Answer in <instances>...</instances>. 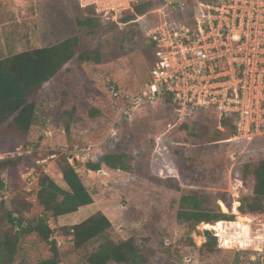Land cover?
<instances>
[{
	"label": "rangeland",
	"instance_id": "374dc122",
	"mask_svg": "<svg viewBox=\"0 0 264 264\" xmlns=\"http://www.w3.org/2000/svg\"><path fill=\"white\" fill-rule=\"evenodd\" d=\"M211 1L152 0L155 9L136 23L125 25L97 14V24L91 27L77 22L87 16V7H81L79 0H0V58L72 36L80 38L81 50L99 45L102 53L100 63L76 56L33 93L37 121L27 135L0 130V159L28 155L30 160L13 174L5 173L0 208L11 209V198L18 194L31 203L24 214L27 219L41 214L40 174L67 186L61 155L68 157L93 196V203L49 221L52 239L62 253L61 264H79L81 258L64 227L97 211L108 216L119 236L136 238L148 256L146 264H264V251L251 238L244 216L251 217L253 231L258 232L264 227V214L239 209L253 196L254 186L253 176L244 177L243 168L264 159V135L236 139L212 109H200L178 122L169 95L141 98L155 59L145 28L159 19V11L171 22L192 25L195 14ZM166 131L168 156L177 172L163 177L155 173L153 159L157 139ZM106 154L124 156L128 169L86 167L87 161ZM237 185L239 191L234 189ZM189 193L204 198L207 208L230 211L235 222L220 220L210 223L213 228L201 222L189 232L176 219L179 200ZM207 230L217 237L215 247L206 245ZM20 245L28 264L52 256L50 242L35 233L23 237Z\"/></svg>",
	"mask_w": 264,
	"mask_h": 264
},
{
	"label": "trees",
	"instance_id": "16d2710c",
	"mask_svg": "<svg viewBox=\"0 0 264 264\" xmlns=\"http://www.w3.org/2000/svg\"><path fill=\"white\" fill-rule=\"evenodd\" d=\"M154 9L152 0L135 1L132 9L126 11L116 22L125 25L136 23L141 16ZM85 13L86 18L78 19V24L91 27L96 25L98 19L95 10L87 7ZM81 48L80 38L72 36L49 46L28 48L0 58V130L2 133L27 135L37 121V105L31 100V96L71 59L77 56L82 61L96 63L102 61L99 45L85 50ZM169 98L173 100L171 95ZM210 109L216 112L215 109ZM219 121L229 126L235 134L236 125L233 117L223 116L219 118ZM27 158L28 155L0 159V189L5 188V173L16 172L17 167ZM26 162L29 163L30 160L27 159ZM59 165L66 187L61 186L45 172L39 176L37 199L43 206L41 214L27 219L24 214L31 207V203L18 194L11 198V209L3 206L0 208V264H28L25 257L20 254V243L23 237L33 233L37 234L41 240L50 242L52 251V256L36 264H61L62 253L57 246V241L52 239L53 229L49 221L76 212L80 207L93 203V196L66 155H61ZM104 165L113 170L128 169L122 155L106 154L97 161L86 162V167L92 171H99ZM249 175L254 178L253 196L242 201L239 209L245 214L256 212L264 214V159L256 164L248 163L244 166L243 176ZM204 202L205 199H199L195 193L181 196L176 219L180 224L186 225L189 232L196 229L201 222L210 224L220 220L234 219V214L230 211H214L205 207ZM64 229L72 236V249L80 252L79 264H108L111 261L124 264L148 262V256L136 238L119 236L112 221L102 211L95 212L81 222L65 226ZM206 233V245L215 247L217 237L208 230Z\"/></svg>",
	"mask_w": 264,
	"mask_h": 264
},
{
	"label": "built area",
	"instance_id": "2783aa9c",
	"mask_svg": "<svg viewBox=\"0 0 264 264\" xmlns=\"http://www.w3.org/2000/svg\"><path fill=\"white\" fill-rule=\"evenodd\" d=\"M135 1L140 0L79 3L118 21ZM159 12V19L145 28L155 59L141 98L171 95L178 122L213 108L219 118H234L236 139L264 135V0H212L195 14L192 25L171 22ZM167 132L158 137L153 159L155 173L163 177L177 172L168 156ZM234 189L239 191V185ZM252 222V233L261 235L258 242L264 251V227L254 232Z\"/></svg>",
	"mask_w": 264,
	"mask_h": 264
},
{
	"label": "bare ground",
	"instance_id": "6f19581e",
	"mask_svg": "<svg viewBox=\"0 0 264 264\" xmlns=\"http://www.w3.org/2000/svg\"><path fill=\"white\" fill-rule=\"evenodd\" d=\"M236 213H237V215H238V214H241V213L237 212V210H236ZM242 215H243V214H242ZM244 216L246 217V221H247V223L249 224V222L251 221V217H250L249 215H244ZM223 221H225L226 223H228V222H229V223L235 222L234 220H233V221H226V220H223ZM249 225H250V224H249ZM207 226H210V228H213V227H211V226H213V224H209V223H208ZM250 227H251V226H250ZM250 229H251V228H250ZM235 230H238V229H235ZM216 231L218 232V235H219L220 238H221V234H220V232H219L217 229H216ZM251 234H252V235H251V238L253 237V239H255V240L258 242V239H259V238H255L256 236L254 237V235H253V233H252V230H251Z\"/></svg>",
	"mask_w": 264,
	"mask_h": 264
}]
</instances>
